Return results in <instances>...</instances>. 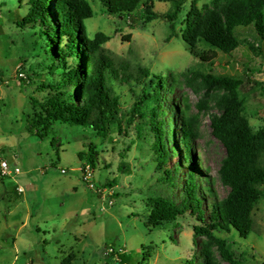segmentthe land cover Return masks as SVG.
I'll list each match as a JSON object with an SVG mask.
<instances>
[{
  "label": "rangeland",
  "instance_id": "374dc122",
  "mask_svg": "<svg viewBox=\"0 0 264 264\" xmlns=\"http://www.w3.org/2000/svg\"><path fill=\"white\" fill-rule=\"evenodd\" d=\"M88 1L94 12L85 21L90 38L105 34L104 46L116 60L149 68L176 85L174 91L166 89L164 96L167 106L175 107L166 118L170 121L173 115L170 166L180 168L179 186L173 189L156 172L154 134L147 125L141 126L139 134V120L126 134L116 132L105 139L90 127L61 122L53 123L43 138L30 132L35 114L32 99L43 101L61 71L50 74L44 69L43 50L35 46L37 29H21L15 23L27 14L28 0H0V158L21 170L11 178L0 176V264H61L70 253L76 254L75 264H116L113 257L118 255L113 251L125 253L127 264H188L191 260L198 264L203 243L209 241L199 238L194 245L193 226L198 222L188 216L150 230L145 224L151 209L148 200L179 199L182 194L191 167L180 142L183 97L189 100V115L197 119L192 166L200 184L215 193L202 189L207 220L211 202L228 195L219 175L226 148L212 132L213 118L221 115L217 100L223 93H207L198 74L241 79L244 115L257 130L264 125V40L253 26L239 28L240 45L230 54L199 43L197 50L208 58L203 60L191 53L183 32L192 6L204 12L214 8L213 0H187L174 22L167 16L173 12L172 3L156 1L159 17L149 23L141 10L134 18L119 19L105 12L100 0ZM126 81L114 83L121 110L128 114L142 96L143 85ZM92 145L96 161L88 179L94 188L79 171L87 161L78 156L89 153ZM129 146L130 151H125ZM253 216L256 230L247 238L235 229L214 232L215 238L227 241L241 264H264V199ZM213 251L221 260L215 246Z\"/></svg>",
  "mask_w": 264,
  "mask_h": 264
},
{
  "label": "trees",
  "instance_id": "16d2710c",
  "mask_svg": "<svg viewBox=\"0 0 264 264\" xmlns=\"http://www.w3.org/2000/svg\"><path fill=\"white\" fill-rule=\"evenodd\" d=\"M100 1L107 14L119 19L134 18L138 10L142 11L144 21L148 23L159 17L154 7L155 2L160 0ZM167 1L174 8L167 16L174 22L187 0ZM27 5V14L19 17L15 21L16 25L21 29H37L35 46L41 45L43 50L44 69L50 74L61 71L58 81L49 84L51 93L43 101L32 99L35 114L29 122L30 132L43 138L53 123L61 122L90 127L98 137L105 139L116 132L126 134L139 120L136 126L139 134L142 125H147L154 134L156 172L173 189L177 188L180 168L170 166L174 150L171 152L169 142L175 139L173 115L170 121L166 118L168 111L174 112L175 107H168L164 96L166 89L174 91L176 85L170 84L149 68L132 67L125 61L116 60L104 46L108 41L105 34L98 33L94 39L90 38L85 21L92 18L94 12L88 0H28ZM213 5V9L202 12L194 4L187 15L183 40L194 56L208 60L197 50L199 43L225 54L232 53L240 45L237 34L238 29L243 27L253 26L261 40H264V0H213ZM171 29L174 33L175 25L172 24ZM198 76L207 93H223L217 100L221 115L213 118L212 132L226 148L219 175L229 193L224 199L215 198L211 202L207 220L202 189L210 195L215 193L209 186L200 184L192 166L191 149L197 136V119L189 115V100L183 97L185 109L181 116L180 142L185 149L186 162H190L191 167L182 184L179 199L149 198L151 209L145 224L152 230L184 217H192L198 222L193 226L194 245L198 244L199 238L209 240L203 243L200 251L202 261L198 264H241L227 241L215 238L214 232H231L235 229L241 237L247 238L256 230L253 211L264 199V125L256 130L244 115L245 101L240 95L241 79L213 73ZM123 79L143 85L142 96L128 114L121 110V97L114 83ZM130 149L131 146L125 151L129 152ZM78 156L87 161L84 167L89 165L94 170L96 153L93 145L89 153L81 152ZM214 246L221 260L214 253ZM116 254L119 260L118 256H112L116 263L127 264L125 253L112 252V255ZM75 260L76 254L70 253L61 264H75ZM187 263L196 264L194 260Z\"/></svg>",
  "mask_w": 264,
  "mask_h": 264
},
{
  "label": "built area",
  "instance_id": "2783aa9c",
  "mask_svg": "<svg viewBox=\"0 0 264 264\" xmlns=\"http://www.w3.org/2000/svg\"><path fill=\"white\" fill-rule=\"evenodd\" d=\"M21 75L23 76V74H21ZM79 171L82 173L85 180L87 182H89V186L91 188H94L95 187L94 183L88 179L92 174V168L89 165H86L85 167L81 166L79 168ZM62 172L65 173L66 170L62 169ZM19 174H21V170L19 168L13 169L9 162L0 158V175L1 176L5 177V178H11V177H14V176L19 175ZM19 190L21 192H24L23 188H19ZM116 264H118V263H116Z\"/></svg>",
  "mask_w": 264,
  "mask_h": 264
}]
</instances>
